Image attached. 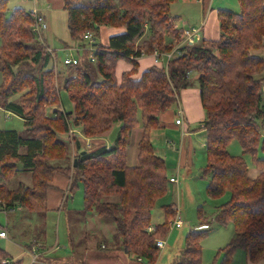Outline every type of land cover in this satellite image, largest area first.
Returning a JSON list of instances; mask_svg holds the SVG:
<instances>
[{
    "label": "trees",
    "instance_id": "1",
    "mask_svg": "<svg viewBox=\"0 0 264 264\" xmlns=\"http://www.w3.org/2000/svg\"><path fill=\"white\" fill-rule=\"evenodd\" d=\"M175 1H65L73 40L83 41L85 33H94L100 25L125 31L110 36L107 45L93 43V62L89 56L66 65L76 75L64 80L73 104L71 111H64L55 83L54 51L43 39L39 41L47 26L39 35L33 30L36 18L43 20L42 16L20 6L8 12L7 0H0V106L24 123L23 132L0 128V203L43 214L54 175L75 171L71 177L73 183L81 181L83 213L93 211L98 219L114 224V247L154 263L159 253L156 240L166 236L176 208L173 203L162 204L164 220L153 231L147 230L169 181L166 162L154 152L150 133L160 127L159 115L177 103L180 90L190 85L187 72L194 71L204 112L200 128L206 132L201 174L208 180L209 197L228 193L213 219L216 224L231 222L234 229L233 240L219 249V264H229L238 248L257 262L264 259V59L258 54L264 48V0H239L236 11L217 8L218 37H198L190 45L182 44L183 29L175 24L177 16L171 15ZM178 45L180 54L166 67L151 65L139 79L131 78L138 70L136 57L170 52ZM120 59H127L132 67L122 72L118 82L115 68ZM116 123L120 127L109 147L80 149L70 132L79 127L83 136L95 137ZM137 125L142 135L137 164L130 166L127 149ZM232 140L239 142L241 155L228 150ZM71 145L77 150L73 161L59 165L66 162ZM243 154H249L258 168L255 176L249 174ZM18 172H29L31 183L10 187ZM198 214L200 222L184 235L174 264H204L202 240L212 219L202 216L201 207ZM96 242L106 248L103 240ZM0 264H20V260L0 248Z\"/></svg>",
    "mask_w": 264,
    "mask_h": 264
},
{
    "label": "rangeland",
    "instance_id": "2",
    "mask_svg": "<svg viewBox=\"0 0 264 264\" xmlns=\"http://www.w3.org/2000/svg\"><path fill=\"white\" fill-rule=\"evenodd\" d=\"M65 1L67 0H54L55 4L53 5V1L48 2L47 0H7L8 12L17 6L33 12L37 11V13L41 15L44 14L42 11L45 12L46 22H44L47 28L41 32L39 41L43 39L45 45L53 49V60L55 71L57 72L55 83L59 85L58 80H60L62 87L64 86L65 78L68 75L75 76L76 73H70L72 71L66 69L67 66L63 64V58L68 52L65 50L62 51L61 48L65 47V45L72 44H78L87 48L90 42L93 41L84 39L80 42L71 38L67 28V11L64 8ZM68 1L79 2L80 0ZM218 4L219 2L215 0L213 7H217ZM195 11V7L191 6L187 8L181 0H178L172 5L171 15L176 14L177 19L175 24L184 31V29L195 27L192 26V24L186 23L187 21H191L188 20L189 18L186 15L194 13ZM96 33L97 30L94 32V43H100L101 36L95 35ZM146 36L147 33L141 37L140 42L145 39ZM75 54L80 58H84L83 60H86L90 52L80 51ZM258 54L264 57V50L262 51V55L260 53ZM80 61L82 62V60H79V62ZM79 62L77 64H79ZM119 71V67L117 66V74H119ZM194 74H197V72H194ZM92 78H94L93 75ZM1 83L2 75L0 73V84ZM195 84H197V80ZM58 92L60 106H62V103L66 105L69 102L66 90L64 88H58ZM176 101L178 102V96ZM177 105L178 104L174 102L168 108L169 110L167 109L168 111H164L159 115L163 126L152 131L154 132L153 146L158 155L164 158L167 165V174L176 177L178 166L181 167V174L178 175V182L174 183L168 181V190L166 194L160 198L161 201L158 202L152 210L150 223L156 225L162 222L164 220V214L161 205L173 203L172 205L174 209L177 208L183 224L180 228L169 227L164 237L165 246L159 249L158 256L154 263H148L146 259H139L135 254L126 253L124 250L122 251L118 248H114L116 244H114V240L112 239V232L115 230V227L111 221H102L101 230L97 229L98 235L95 240L90 239L86 241L81 237V232H83V230L80 231L75 224L78 216L70 215V213H77L69 212L75 211L74 209H80L84 205L83 189L81 181L79 180L75 182L72 189L67 191L66 208L62 210L51 208L47 209L43 214L31 212L30 217L27 219H21L18 215L14 214L13 218L15 220L11 221L12 218L8 220L7 214L0 208V229L1 227H5V225L8 228L7 237H0V248L5 250L10 258L14 257L13 259H19L20 264H32L34 262V264H40V262L50 264H174L175 256L183 247L184 235L189 230L197 227L200 222L198 207H201L202 216H204L206 220L212 219V221H210L211 230L202 240V262L204 264H219L222 257L221 250L219 249L233 240L234 229L231 222L216 224L213 215L216 208L228 199V193L225 192L218 197H209L207 195L205 187L208 180L201 174V169L204 167L206 160V132L204 129L200 128L201 124L197 121L194 126L192 125L189 127L190 133L194 135H190L189 140H184L183 137L180 136L178 128L170 126V123L174 121L175 116L173 118V115L175 110H177ZM47 109V112L50 113L52 107H48ZM183 117H185V111ZM0 128H10L18 132H23L24 123L19 116L0 106ZM77 129L80 130L79 127H77ZM74 133L77 132L74 131ZM190 142H192V145L188 148ZM182 145L186 148V152L182 154L183 158L180 165L179 151ZM228 150L232 154H242L241 146L236 140L230 141ZM242 156L248 164L250 174L252 176L253 174L255 175L259 170L251 161L250 155L243 154ZM190 157H192V162ZM73 174L76 175L75 171ZM71 180L73 181V179ZM18 182L30 184V173L18 172L10 179L9 185L15 187ZM176 184H178L179 190H176ZM0 205L4 209H8L3 203H0ZM65 211L68 213L65 214ZM36 215L41 217V221L36 218ZM90 217H92V215H90L89 218ZM173 219H171V221ZM100 240H103L106 248H101L100 245L97 244L96 241ZM33 244H39L41 246L38 245L45 257L36 258L35 256L36 259L32 261L33 254H31L28 247L30 248ZM242 250V248L236 249L232 254L229 264H245L244 254L246 252Z\"/></svg>",
    "mask_w": 264,
    "mask_h": 264
},
{
    "label": "crops",
    "instance_id": "3",
    "mask_svg": "<svg viewBox=\"0 0 264 264\" xmlns=\"http://www.w3.org/2000/svg\"><path fill=\"white\" fill-rule=\"evenodd\" d=\"M47 1L48 2L53 1L52 2L53 5L55 4L54 0H47ZM75 1H77V0H75ZM181 1L184 3V5L187 6V8H190L191 6L195 7L196 11L194 13H189L188 15H186L189 18L188 20H191V21H187L186 23L192 24V26L197 27L198 33H199V38H205V39H216L218 37L219 26H218V20L216 17V9L217 8H230L233 11H236L239 9L238 8L239 0H216V2H219L217 7H213L215 0H181ZM174 3H176V1ZM172 5H171V8H172ZM42 12L45 14L44 11H42ZM38 14L41 15L40 13H38ZM44 14H42L43 16L42 15L41 16L45 21L46 14L45 15ZM124 31H125L124 27H113V26H107V25H100L98 27L97 33L95 35L101 36L100 44L107 45L108 39L110 36L121 34ZM92 35L93 36H92L91 40H93V41L90 42V44L88 45L87 48L84 46H80L78 44L77 45L72 44V45H66L65 47H62L61 50L63 51V48H68V47L75 48L76 47V49L73 50V54L76 57H78L80 60H83L84 58H80L75 53H78L80 51H89L91 53V51H93V48H94L93 43L95 42L94 41L95 36H94V33H92ZM84 45H86V44H84ZM91 48H92V50H91ZM263 50H264V48L261 49L258 53H260L262 55ZM262 57H263V55H262ZM135 59L138 62V70L135 74L131 75V78H134V79H137V78L139 79L140 75L143 71H145L151 65H156L154 62L153 54H150V55L149 54H143L139 57H136ZM263 59H264V57H263ZM117 66L119 67V70H120L119 74H117ZM131 67H132V65L127 59L118 60L117 64H116V68H115L116 79L119 80L122 72L130 70ZM189 78L191 81L190 85L187 86L186 88L181 89L179 94H178L177 109L178 108L182 109L183 115H184V111H185V117H183V123H182V125L175 123L174 116L176 117V111L177 110H175L174 115H173V118H174L173 123H170V126L178 128L180 136H182L184 140L185 139L189 140L190 135H194V134L190 133L189 127L192 125L194 126L197 121L202 125L201 120L204 117V112H203L201 102H200L199 89H198L197 84H195L196 80H197V74H194V72H191L189 75ZM58 81H59V85L57 84L58 88L59 89L63 88L61 81L60 80H58ZM62 108L64 109V111H71L73 109V104L69 100V102L66 105L64 103H62ZM168 110H166V111H168ZM159 121H160V127H162L163 123L161 122L160 118H159ZM119 127H120V124L116 123V124L112 125V127L110 129L102 132L101 134H99L95 137L83 136L80 133V130L77 129V127L73 128L74 131L77 133H74V131L71 133H74L75 136L77 137V140L80 142V149H92V148H96V147L102 146V145L109 147L110 145H112V143H113V141L117 135ZM141 135H142V128L140 125H137L131 132L130 143H129V146L127 149L126 160H127V164L130 166L137 164V152H138V146L137 145H138V142H139ZM150 139H151V142L153 145V143H154V132L153 131H151V133H150ZM191 145H192V142H190V144L188 145V148L191 147ZM153 148H154V146H153ZM154 152L158 155L155 148H154ZM183 152H186V148L182 145L180 148V151H179V153H180V157H179L180 165L182 163ZM76 153H77L76 148L74 149L71 145L70 155L67 157L66 162L60 161L59 165L67 166L68 162L71 163L73 161L74 155ZM159 156H161V155H159ZM190 160L192 162V157H190ZM74 164H75V160H74ZM180 170H181V167L178 166V168H177L178 173L176 174V177L167 174L168 180L170 181V178H176L179 180L178 175L181 174ZM73 173H74V171H72V170L67 171V172L59 171L54 175L53 179L50 182L51 186L47 188V209L53 208L56 210H59V209L62 210L64 208H66V202H67V197H68L67 191L71 189V186L75 185V183H73V181L71 180V179H73V177H71ZM249 174H250V172H249ZM255 175L253 174V176H255ZM172 182H174V181H172ZM176 182H178V181H176ZM176 190H179L178 184H176ZM0 208L5 214H7L8 220L12 218L11 221L15 220L13 218L14 214L18 215V217L21 219H27L30 217V214H31V212L25 210L20 205H15L11 208H8L7 209L8 211L1 206H0ZM72 209H74V208H72ZM74 210L75 211H69V212L77 213V214L70 213V215L78 216L76 218L75 224L77 225V227L79 228L80 231L83 230V232H81V234H82L81 237L86 241H89L90 239L95 240L96 236L98 235L97 229L101 230L102 221H105V220L98 219V217L96 216V214L93 211L83 213L84 212L83 207L80 209H74ZM66 211H68V210H66ZM66 211H65V214L68 213ZM90 215H92V217L89 218ZM36 218L39 220L41 219V217L37 216V215H36ZM97 220H98V222H97ZM152 225L155 226V224H152ZM1 230H4L6 232L5 237H7V234H8L7 226L5 225V227H1L0 231ZM113 232H112V234H113ZM38 245L33 244V246L29 245L30 248L28 247L31 254H33L32 255V261H33V259H36L37 257H45L43 255L41 248H39L40 245L39 246ZM101 247H102V245H101ZM114 248H117V247H114ZM244 255H245V264H264V259H261L257 262H252L248 259L246 253ZM35 256H36V258H35ZM34 263H32V264H34ZM40 264H50V263H46V262L41 263L40 262ZM85 264H88V263H85Z\"/></svg>",
    "mask_w": 264,
    "mask_h": 264
},
{
    "label": "built area",
    "instance_id": "4",
    "mask_svg": "<svg viewBox=\"0 0 264 264\" xmlns=\"http://www.w3.org/2000/svg\"><path fill=\"white\" fill-rule=\"evenodd\" d=\"M42 28H46V23L42 19L36 18V26L33 29L34 32L39 35ZM182 35H183L182 44H189V45L193 44L199 37L198 28L197 27H190V28L184 29V31L182 30ZM83 37H84V39L91 40L92 33L87 32L84 34ZM179 47H180V45L174 47L173 50L170 52H163V53L154 52L153 56H154V62L156 63V65L158 66V63H159V66L166 67L167 61L169 59L180 54ZM75 49H76V47L75 48H72V47L63 48V50L68 52V54L63 58V64L72 65V64H77L79 62L80 59L73 54V50H75ZM91 50H92V48H91ZM49 51L52 52V49ZM91 54L92 53H90V55H89L91 57L90 59H91V61H94V58L92 57ZM190 73L191 72H187L188 77H189ZM175 123L180 124V125H182V123H183V111L180 108H178L176 111ZM73 131H74V129L71 128L70 132H73ZM170 181L176 182V181H178V179L170 178ZM175 211H176V215H175V218L172 221H170V226L173 228H180L183 224V221L180 218V215L177 211V208ZM205 227H206V225H203V226H200L199 228H205ZM154 229H155V226H153L152 224L148 225V227H147V230L150 232L153 231ZM0 236H2V237L6 236V232L1 231ZM156 245H157V247H159V249L163 248L165 246V239L164 238L157 239ZM139 259H141V258H139Z\"/></svg>",
    "mask_w": 264,
    "mask_h": 264
},
{
    "label": "bare ground",
    "instance_id": "5",
    "mask_svg": "<svg viewBox=\"0 0 264 264\" xmlns=\"http://www.w3.org/2000/svg\"><path fill=\"white\" fill-rule=\"evenodd\" d=\"M43 21H44V19H43ZM1 231H4V230H1ZM1 231H0V232H1ZM0 237H1V238H4L5 236H4V237L0 236Z\"/></svg>",
    "mask_w": 264,
    "mask_h": 264
},
{
    "label": "water",
    "instance_id": "6",
    "mask_svg": "<svg viewBox=\"0 0 264 264\" xmlns=\"http://www.w3.org/2000/svg\"><path fill=\"white\" fill-rule=\"evenodd\" d=\"M76 164V163H75ZM75 164H74V166H75Z\"/></svg>",
    "mask_w": 264,
    "mask_h": 264
}]
</instances>
